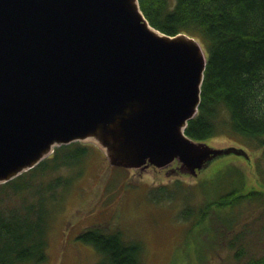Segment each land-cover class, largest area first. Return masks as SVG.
Masks as SVG:
<instances>
[{"label":"water","instance_id":"obj_1","mask_svg":"<svg viewBox=\"0 0 264 264\" xmlns=\"http://www.w3.org/2000/svg\"><path fill=\"white\" fill-rule=\"evenodd\" d=\"M205 50L152 27L138 0H0V182L93 138L116 166L196 173L235 152L189 138Z\"/></svg>","mask_w":264,"mask_h":264},{"label":"trees","instance_id":"obj_2","mask_svg":"<svg viewBox=\"0 0 264 264\" xmlns=\"http://www.w3.org/2000/svg\"><path fill=\"white\" fill-rule=\"evenodd\" d=\"M138 2L152 27L170 35L196 36L206 51L200 103L183 132L196 141L232 133L260 148L264 157V0ZM52 150L35 166L0 182V264H37L47 258L48 206L84 172V162L95 149L77 139ZM68 170L73 171L66 174ZM218 172L197 184L214 195L210 204L234 207L256 201L263 207L257 219L264 231V187L245 190L244 178L231 171L226 173L231 172L229 180L216 181ZM260 178L264 185V174ZM168 188L161 186L162 197L175 195ZM205 213L184 206L182 216L203 220ZM77 239L99 253L93 264H140V243L124 239L120 230L92 225L81 229ZM243 252L237 249L235 264H264V252L257 257Z\"/></svg>","mask_w":264,"mask_h":264},{"label":"rangeland","instance_id":"obj_3","mask_svg":"<svg viewBox=\"0 0 264 264\" xmlns=\"http://www.w3.org/2000/svg\"><path fill=\"white\" fill-rule=\"evenodd\" d=\"M192 37L204 50L201 41ZM80 140L95 150L86 158L84 172L58 201L49 204L47 258L37 264H93L99 253L77 239L81 229L92 225L120 230L124 239L139 242L140 264H235L237 249H244L245 256L252 253L257 257L264 252V231L257 219L263 210L261 204L255 201L219 207L210 204L214 195L197 187L219 170L216 181L229 180L234 172L244 178L245 190L250 186L262 189L264 157L260 148L232 133L210 136L200 141L215 148L232 145L246 151L247 156L223 153L190 174L181 169L177 158L160 166H116L98 141L90 137ZM161 186H168L175 195L162 197ZM184 206L205 211L204 219L188 220L182 216Z\"/></svg>","mask_w":264,"mask_h":264}]
</instances>
